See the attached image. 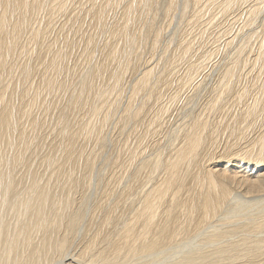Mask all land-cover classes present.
I'll list each match as a JSON object with an SVG mask.
<instances>
[{"label": "bare ground", "instance_id": "bare-ground-1", "mask_svg": "<svg viewBox=\"0 0 264 264\" xmlns=\"http://www.w3.org/2000/svg\"><path fill=\"white\" fill-rule=\"evenodd\" d=\"M68 257L264 264V0H0V264Z\"/></svg>", "mask_w": 264, "mask_h": 264}, {"label": "rangeland", "instance_id": "rangeland-1", "mask_svg": "<svg viewBox=\"0 0 264 264\" xmlns=\"http://www.w3.org/2000/svg\"><path fill=\"white\" fill-rule=\"evenodd\" d=\"M173 24H174L173 27L170 28V30H172V31H170V30L167 31L168 34H166L165 36H168V35L171 34V32H173V30H174V28H175V23H173ZM109 147H111V146L109 145ZM108 149H110V148H108ZM108 149H107V150H108ZM111 149H112V148H111ZM110 151H111V150H110ZM110 151L108 150L107 153H109ZM105 153H106V152H105ZM107 153L104 155V158L107 156ZM110 153H111V152H110ZM108 155H109V154H108ZM104 158H102V161H101V160L99 161L100 163L98 164V166H99L101 163H102V165H103V160H104ZM101 167H102L101 165L99 166V168L97 167L96 170H95V172L97 171V169H100ZM98 173H99V170L96 172V174H98ZM94 176L98 177L97 175H94ZM96 177H94V178L97 179ZM98 178L100 179V173H99V177H98ZM95 179H93V182L95 181ZM99 179H98V181H99ZM96 181H97V180H96ZM96 181H95V182H96ZM98 181H97L96 183H98ZM96 183H94V185H95ZM93 190H95V188H94ZM93 190H92V191H93ZM91 193H92V192H91ZM93 193H94V191H93ZM93 193H92V195L90 194V197H89V199H90L91 197H93V198H92L93 200H92V199H91V201L89 200V203H91L92 201H94V195H93ZM237 198H238V197H237ZM240 198H241V197H240ZM69 256H70V255H69ZM68 259H71V257H70V258H69V257L66 258L67 261L65 260V263L63 262V264H68L69 261H70V260H68ZM57 264H61V263H57Z\"/></svg>", "mask_w": 264, "mask_h": 264}]
</instances>
